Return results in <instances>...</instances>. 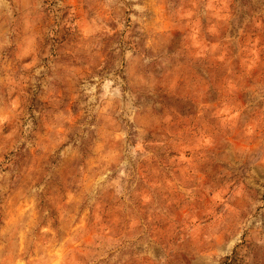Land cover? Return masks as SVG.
Wrapping results in <instances>:
<instances>
[{
	"label": "rangeland",
	"instance_id": "1",
	"mask_svg": "<svg viewBox=\"0 0 264 264\" xmlns=\"http://www.w3.org/2000/svg\"><path fill=\"white\" fill-rule=\"evenodd\" d=\"M0 264H264V0H0Z\"/></svg>",
	"mask_w": 264,
	"mask_h": 264
}]
</instances>
